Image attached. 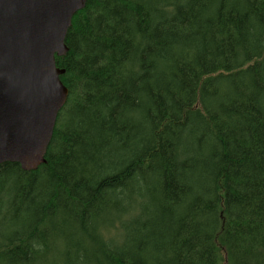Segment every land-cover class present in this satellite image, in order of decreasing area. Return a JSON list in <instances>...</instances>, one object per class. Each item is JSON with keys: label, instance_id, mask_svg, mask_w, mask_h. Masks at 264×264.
<instances>
[{"label": "trees", "instance_id": "obj_1", "mask_svg": "<svg viewBox=\"0 0 264 264\" xmlns=\"http://www.w3.org/2000/svg\"><path fill=\"white\" fill-rule=\"evenodd\" d=\"M65 44L45 162L0 164V264L55 219L88 236L59 264H264V0H86Z\"/></svg>", "mask_w": 264, "mask_h": 264}, {"label": "water", "instance_id": "obj_2", "mask_svg": "<svg viewBox=\"0 0 264 264\" xmlns=\"http://www.w3.org/2000/svg\"><path fill=\"white\" fill-rule=\"evenodd\" d=\"M86 0H0V164L24 171L45 162L68 96L55 58Z\"/></svg>", "mask_w": 264, "mask_h": 264}, {"label": "rangeland", "instance_id": "obj_3", "mask_svg": "<svg viewBox=\"0 0 264 264\" xmlns=\"http://www.w3.org/2000/svg\"><path fill=\"white\" fill-rule=\"evenodd\" d=\"M12 216H13V213H8L6 218H12ZM2 218H4V217H2ZM112 219L114 220V218H107L104 220H108L109 222H111ZM5 221L6 220H4V221L0 220V243L7 236L11 235V233L13 232L12 227L9 225V223H8V226H6ZM108 221H104V222H108ZM64 229L67 230L68 226H64ZM116 229L117 228L113 225L109 229L107 228V229L103 230L104 239L105 240L111 239V240H115V241H120V238H121L120 232L121 231L118 233V231ZM61 232H63V231L59 227L58 220L55 219L54 225L52 226L50 233H49V236L47 238V254L39 257L32 264H59L61 256H58V255L61 252L58 254V251L64 250L66 248L67 242L71 243L70 247H72V250L76 249V241H79V239L83 240L85 238L84 245L85 246H86V244L88 245V236L87 235H86L87 236L86 237L84 235L77 234L76 236H72L71 238L67 239V241L65 242V240H64L65 238L61 234ZM57 256L59 257V259L57 258ZM220 264H224V259L220 262Z\"/></svg>", "mask_w": 264, "mask_h": 264}]
</instances>
